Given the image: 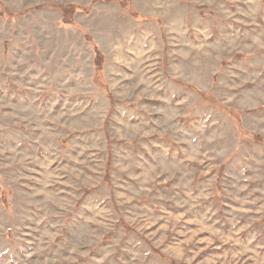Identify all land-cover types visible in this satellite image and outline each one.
<instances>
[{"label": "rangeland", "instance_id": "obj_1", "mask_svg": "<svg viewBox=\"0 0 264 264\" xmlns=\"http://www.w3.org/2000/svg\"><path fill=\"white\" fill-rule=\"evenodd\" d=\"M0 264H264V0H0Z\"/></svg>", "mask_w": 264, "mask_h": 264}, {"label": "trees", "instance_id": "obj_2", "mask_svg": "<svg viewBox=\"0 0 264 264\" xmlns=\"http://www.w3.org/2000/svg\"><path fill=\"white\" fill-rule=\"evenodd\" d=\"M69 7H70L69 5L61 6L62 15L64 17L63 21L65 23H67L69 21V19L67 20V18H66V16L69 13L68 11H70ZM94 52H95V58H94L95 67L98 69L100 67V62L103 59V54L97 48L94 49Z\"/></svg>", "mask_w": 264, "mask_h": 264}]
</instances>
